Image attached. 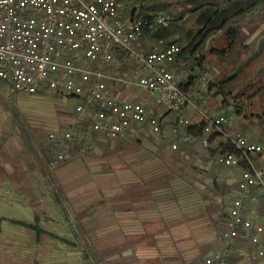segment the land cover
<instances>
[{"label":"built area","instance_id":"1","mask_svg":"<svg viewBox=\"0 0 264 264\" xmlns=\"http://www.w3.org/2000/svg\"><path fill=\"white\" fill-rule=\"evenodd\" d=\"M141 0H0V94L35 95L38 91L68 94L78 99L74 116L62 132L51 130L47 141L57 148L50 170L76 153L85 143L95 151L100 142L128 141L149 133L170 151H178L177 136L191 120L186 109L200 113L205 133L217 130L224 142L236 148L224 150L217 162L239 172L216 246L205 264H226L236 252H245L252 263L264 259V160L262 146L230 126L235 108L227 104L222 113L206 114L204 90L211 73H195L189 92L176 78V70L191 65L171 43L142 52L143 27L138 16ZM166 13L155 14L150 28L167 26ZM131 64L128 74L112 75L106 67ZM184 78L187 72L183 73ZM137 88L164 106L173 119L155 115L146 100L122 95L113 86ZM186 139H191L190 135ZM204 146L210 143L202 140ZM247 248L245 249V247Z\"/></svg>","mask_w":264,"mask_h":264},{"label":"rangeland","instance_id":"2","mask_svg":"<svg viewBox=\"0 0 264 264\" xmlns=\"http://www.w3.org/2000/svg\"><path fill=\"white\" fill-rule=\"evenodd\" d=\"M261 29V22L254 18L245 26L240 43L233 53L224 58L207 55L204 67L211 73L213 80L218 81L229 73L233 65L237 63L235 59L237 56L245 59L247 51L258 47L262 38ZM211 44L221 46L223 43L218 40L215 43L212 41ZM191 60L189 67L176 70L175 75L178 80H184L185 72L198 71L192 68L195 65L193 59ZM214 88L215 86L211 84L208 93L207 88L203 91L207 102L198 103V107L203 112L217 114L223 112V110H217L218 101H215L220 100V95L216 98L213 96ZM124 90L125 95L147 99L148 106L155 107L152 104L154 97L149 93L139 89L136 93H133L130 88H124ZM5 98L9 108L14 107L21 113L27 133L29 134L32 129L40 132V136L43 135L41 137L43 143H48L49 131L63 129L68 118H71L68 113H72L73 107L78 103L77 98L68 96L9 93ZM157 109L160 115L167 111L162 105L157 106ZM186 112L187 116L189 114L193 115V118L200 117V113L194 109L187 108ZM12 113L0 104V138L8 136L5 146L0 148L23 149L20 130L18 126H15ZM168 115L173 117L171 112ZM60 120H63L61 124H59ZM230 126L246 133L250 138L259 135L256 124L248 122L241 115L230 117ZM138 136L139 143L130 141L126 148L115 150L116 141L105 142L104 144L111 152L101 147L91 151L92 154L81 152L53 170H49L47 166L42 169L41 159L27 151L25 157L32 156L33 164L37 169H32L31 164H26L25 170L21 168L20 171L18 167L10 175L11 182L14 180L19 182L17 186H13L18 193L11 195L8 193L7 199L13 202L19 200L20 205L16 206L9 201L8 206L0 203V227L2 228L0 257L6 258L7 264H26L29 260H34L37 264H85L80 250L85 247V242L90 241L101 251L108 247H126L120 254L106 253L104 261L108 264H141L140 259L153 257L154 254L152 248L146 247V241L136 242L138 237L147 231L155 232L153 240L163 253H178L184 259H190L196 255L199 245L203 242L215 239L224 220H220L217 228L212 221L215 215L210 217L202 214L201 216L203 202H199L197 191L182 182H176L174 188L176 194L155 210H145L143 214L141 210L124 212L119 209L120 205L126 203L117 198L120 193L138 183L142 177L151 176L158 171L162 161L155 155L161 152L163 159L166 160L171 155L165 149H160L164 145L156 136L148 133ZM196 151L194 154L197 153ZM181 157L188 163H194L199 170H207L209 174L216 173L213 166L205 163L201 156H195L193 159L190 154L184 153ZM19 163L21 159L18 165ZM220 174L230 175L226 171H221ZM189 177L188 175V180H190ZM200 177V175L196 176L197 179H201ZM24 178L26 180L23 181ZM199 184L197 180L196 186L201 187ZM33 205L41 219L40 225L49 233L68 239H73L74 232L77 233L75 250L69 249L67 245L46 234L41 236L39 243L34 244L35 234H31L30 229L1 218L7 215L17 220L34 222V214L30 209ZM241 260L244 264H264V259L257 263H249L247 257ZM165 264L181 263L180 260H175Z\"/></svg>","mask_w":264,"mask_h":264},{"label":"trees","instance_id":"3","mask_svg":"<svg viewBox=\"0 0 264 264\" xmlns=\"http://www.w3.org/2000/svg\"><path fill=\"white\" fill-rule=\"evenodd\" d=\"M142 1V0H141ZM158 12H164L170 16L171 21L167 26H159L150 28L147 25L151 22L152 17ZM142 22L145 24L143 27L142 38V52H150L155 45L163 48L165 45L174 43L181 48V55L193 59L194 65L192 68L206 69L204 66L207 55L224 58L230 53H233L235 47L239 45L240 40L244 33L245 26L257 18L261 24V39L258 47L255 50L247 51V57L239 58L237 63L233 65L230 72L224 75L218 81L211 80L207 85V93L210 90L211 84L215 86L213 96L216 98L220 95L217 110H223L227 104H231L235 108V115L242 116L248 122L256 124L259 135L250 138L251 141L256 142L262 146L261 156H264V0H144L140 5V13L138 15ZM220 40L223 44L216 46L211 44ZM234 59V60H235ZM133 63L124 66L116 67L114 65L106 67L105 71L112 75L128 74L130 66ZM207 70V69H206ZM195 73L189 72L187 77L180 82L185 93L189 92V87L193 83ZM108 85L113 86L115 91H122L125 95L124 87L114 86L110 80L106 81ZM133 93L137 92V88H130ZM36 95H47L55 97H74L68 94H57L51 91H38ZM18 95V94H13ZM144 100V99H142ZM147 100V99H145ZM0 104L6 109L12 111V118L15 126L19 127L20 137L23 140L24 152L37 155L39 147L41 155L40 159L43 163L41 168L47 166L53 159L56 147L52 146L49 142H41V133L34 129L28 134L24 129V120L21 119V113L14 107L8 106L5 96L0 94ZM152 112L160 116V113L155 107H149ZM169 110L165 111L161 116L168 117ZM210 114L209 112H205ZM69 117L74 116L73 112L68 113ZM191 120L190 124L183 126L179 135L176 138L178 144V151H170L163 143L160 149H165L170 152V157L166 160L163 159L161 152H158L155 157L160 158L162 163L157 172L151 176L142 177L140 181L132 186L127 187L125 191L120 193L117 198L123 200L125 205H120L119 209L124 212L140 211V210H155L160 204L166 200L169 201L175 193L176 182H182L184 185L189 186L197 191L199 195V202L202 203V214L212 218L214 224L218 228L220 220L225 221L227 209L230 205V200L235 192L236 181L239 172L229 168H224L217 162V157L224 152H235L236 148L229 142H224L221 134L217 130H211L209 133L204 132L206 121L199 118H193V115L188 114ZM169 119H173L172 115ZM64 128V127H63ZM233 126H227L226 129H231ZM59 130V132H62ZM149 134V133H148ZM190 135L191 139H186ZM207 138L209 141L208 146H204L202 140ZM8 136L0 138V147L7 141ZM116 149L126 148V145L133 141L140 142L139 136H134L128 141L114 140ZM110 142V141H105ZM105 142H100L99 147L103 150L109 151V147ZM38 146V147H37ZM27 147V148H26ZM26 148V149H25ZM76 154L85 153L92 154V150H88L85 143L76 145ZM195 150H197L195 152ZM164 151V150H163ZM190 154L192 158L195 156L202 157L205 163H210L216 173L209 174L207 170H199L194 163H188L181 157L182 154ZM193 153V155H192ZM73 155V156H74ZM193 158V159H194ZM68 160V159H67ZM63 163V162H62ZM61 163V164H62ZM221 171L229 172V176H222ZM200 175L201 179L196 176ZM190 176L188 180L187 177ZM232 178V179H231ZM200 183L202 187H197L196 182ZM58 197H56L57 199ZM58 200V199H57ZM102 203V201H101ZM34 214V222H26L24 220L8 219L9 222L22 226L33 231L38 241L41 236L46 234V230L40 225L41 219L37 214V209L31 206ZM203 209V210H202ZM200 215V214H199ZM198 215V216H199ZM219 231L221 228L218 229ZM147 231L141 237H138L136 242L146 241V247L152 248L153 257L140 259L141 264H165L167 262L180 260L181 264H205V257L208 253L215 248L216 238L203 242L199 245L197 254L190 259L181 258L178 253L167 254L163 253L155 244L152 233ZM74 232L73 239H68L57 234H52L55 240L63 245H67L69 249L75 250L77 242ZM247 246L245 247V249ZM126 247L114 248L108 247L104 250H99L93 242H85V247L81 249L82 258L85 264H108L104 261L106 253L120 254ZM245 252H236L226 264H231L236 258L246 257ZM249 263H252L249 261ZM218 264V263H214Z\"/></svg>","mask_w":264,"mask_h":264},{"label":"crops","instance_id":"4","mask_svg":"<svg viewBox=\"0 0 264 264\" xmlns=\"http://www.w3.org/2000/svg\"><path fill=\"white\" fill-rule=\"evenodd\" d=\"M19 95H23V94H19ZM186 111H187V109H186ZM71 118H68V121H70ZM166 118H169V116L166 117ZM62 121L63 120H60L59 124H61ZM5 144H6V141L4 142V146H5ZM2 148H3V146H2ZM2 148H0V203L2 202L4 205L8 206L7 205L8 201H9L7 199L8 193L10 195L13 194V193L17 194L18 191L16 193V189L13 186H17V184H19V182L17 180H14L13 182H11L12 179L10 178L11 177L10 175L14 171H16L18 169V167H19L20 171H21V168H24V170H25V168H26L25 165L26 164H31L32 165V169H37V167L33 164V160L34 159H33L32 156L30 157L29 154H28L27 156H29L28 157L29 159L27 157H25L26 156L25 155L26 152H24L25 150H23V149H2ZM40 155H41L40 149H37V156L39 158H40ZM20 159H21V163H19V165H18V162L20 161ZM24 180H26V178H24L23 181ZM2 190H3V194H2ZM12 197H13V195H12ZM14 201L15 202H13V200H10L9 202L10 203H15L16 206L20 205V204H18L19 200H14ZM27 207L30 208V206H27ZM141 211L143 212V214H145V210H141ZM143 216H145V215H143ZM1 218L5 219V220L14 219V218L8 217L7 215L6 216L3 215V216H1ZM30 233L34 234L33 231H31ZM46 233H47L48 236L54 234V233H49V231H47V230H46ZM0 234H2V228L1 227H0ZM33 243L34 244L39 243V241H38L36 236H34ZM0 248H1V244H0ZM248 260L249 259L247 258V261ZM0 264H7V259L0 257ZM26 264H37V263L34 260H29ZM231 264H244V262H243V260H241V258H236V260H234Z\"/></svg>","mask_w":264,"mask_h":264}]
</instances>
